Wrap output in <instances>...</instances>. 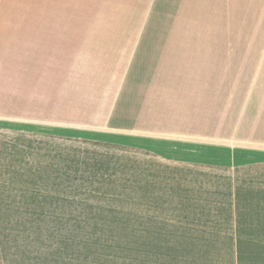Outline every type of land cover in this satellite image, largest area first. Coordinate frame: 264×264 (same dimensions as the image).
<instances>
[{"label":"crops","instance_id":"crops-1","mask_svg":"<svg viewBox=\"0 0 264 264\" xmlns=\"http://www.w3.org/2000/svg\"><path fill=\"white\" fill-rule=\"evenodd\" d=\"M153 10L193 12L191 30L179 15L175 32L44 34L30 7L0 0V131L174 163L264 162V0H154Z\"/></svg>","mask_w":264,"mask_h":264},{"label":"rangeland","instance_id":"rangeland-1","mask_svg":"<svg viewBox=\"0 0 264 264\" xmlns=\"http://www.w3.org/2000/svg\"><path fill=\"white\" fill-rule=\"evenodd\" d=\"M153 1L154 0H7V2H15L22 5L24 8L30 7L31 11L28 12H32L34 15L33 18L46 24L43 28L34 29L36 31L37 29L44 30V34L47 33V31L49 34L53 35L175 32L177 28L173 26L170 27L168 24H177L179 15L183 16L179 19L181 20L179 22L182 23L183 26L178 29L183 33H187L188 29L189 31L191 30V28H187L185 25L184 18H192V15H188L193 12L169 10L154 11ZM26 11L27 10H19L17 13L25 17ZM156 19L162 22L165 27L163 25L162 27L157 26L149 28V21ZM144 23L145 26H143ZM0 132L15 133L23 131L11 129ZM25 133L36 136L32 137L33 139H39L42 138V136H50L40 133ZM9 135L10 136L0 137L7 141L12 134ZM27 138L28 137H24V140ZM44 138L45 137L40 140H45ZM42 146H44V149L37 150V154L32 156L30 160L39 166L45 165L48 160L46 156H42L43 153H45L46 147L41 144L40 147ZM61 146L67 148L66 152L68 154H76L75 158L79 160H82L84 157L91 159L95 157L103 159L113 158L112 163L117 160L121 165L112 166L113 170H116V175H113L107 180V185L104 184V187L99 189L100 191L93 190L90 192L89 200L103 207L101 211L95 209L94 214L103 213L111 215L118 211V213L124 214L132 209L137 212V200H135L137 195L135 194L134 202L133 200L129 201L128 197H130V191L132 189H124L125 193L122 190L124 185L134 181L131 180L132 178L130 177L129 168H133L131 164L134 166H141L142 168H148V170H155L154 166H156V173L157 170L161 173L164 172V170H159L162 165L185 167L184 169L173 171L174 173L172 176L174 179L170 182L178 197L177 198L176 195L173 196V201L176 202V200L180 198L181 195L178 196L177 192L182 194L183 191L179 190L183 187L186 188L187 191H185V194L190 197V200L195 199L198 203H191L190 201L189 205L186 206H179L177 204L168 206L167 204L158 205L155 203L156 205L149 209L150 205L148 204V200L150 199V192L138 202V212L143 218L152 214L159 218L165 216L174 218L186 216L183 214H187L188 217L186 219L188 225L185 226L186 231L192 234V238L187 240L186 243H182L176 239L171 249L168 250L163 248L164 251L168 250L167 254L161 253L160 256H155L156 259L154 264H264V246L261 244H244L241 247V255H243L242 261L239 262V260H237L238 250L234 243L232 244L231 240H225L226 242L217 241L216 243L199 244L193 239V237L196 236H194V234L200 233V231H206L205 236L208 238H212L210 236L211 232H217L221 237L223 233L233 234L235 230L233 222L237 215H239V212L244 214L245 220H253V223L248 226H239L238 229L243 231L244 234L264 233V228L260 227V221L258 222L254 219L258 213L261 214L264 212L262 209L264 206V162L234 167L217 165L205 166L194 163H174L165 161L154 154L134 148L132 150H123L114 146L95 145L81 141H66ZM61 162L62 161L55 160L54 164ZM72 167L77 168L78 166ZM168 174L169 172L167 174L163 173L162 175L166 176ZM115 178L118 180H115ZM114 181L116 182L114 183ZM112 184L119 186L118 195H116V192H112L109 189L110 187H107L108 185L112 186ZM161 185L165 187L166 184L163 182ZM161 185H159L160 188ZM59 187L57 186L50 190L54 194L63 195V189L59 190ZM96 187L97 185L95 183L91 184L92 189ZM104 189L108 191V193L105 192V195L102 194ZM157 192H159L158 195L162 196L160 198L161 201H164L165 197L162 194L165 193H163L161 189L157 190L156 193ZM238 199L245 200L242 202V207L240 209L234 207V203ZM256 203H259V206H257ZM112 209H114V211H112ZM194 218L204 220L206 224L197 225L195 224L197 221H194ZM259 218L261 222L264 221L260 216ZM145 223L146 224L143 226L144 229L149 227L148 223ZM170 229L174 232L178 231V234L180 233L179 231H181L179 227H172ZM47 230L48 227L45 230L46 232L43 228L41 229V234H43V236L39 239H33L35 234L31 232L27 241L22 242L21 245L17 247L11 245L9 239L5 240L4 243L0 242V264H56L54 260L58 258L50 256L49 252L51 251H47V246L49 244L52 245L51 239L46 235L49 234ZM8 232L10 234L15 233V231L10 232V230ZM145 238L146 235L144 233L143 240H145ZM221 239L224 240L223 237ZM41 241H43L46 246L42 247V245L39 246L36 244ZM161 244H164V241L161 242ZM141 251V264H148V246H145L143 243Z\"/></svg>","mask_w":264,"mask_h":264},{"label":"trees","instance_id":"trees-1","mask_svg":"<svg viewBox=\"0 0 264 264\" xmlns=\"http://www.w3.org/2000/svg\"><path fill=\"white\" fill-rule=\"evenodd\" d=\"M9 134L12 135L7 141L0 137L1 243L9 239L11 245L17 247L27 241L31 232L35 234L33 239H39L43 236L41 229L43 228L45 231L48 227L49 234L46 235L54 246L49 244L47 251H51L49 252L50 256L58 258L54 260L56 264H141L140 255L143 243L148 246L147 263L154 264L155 256H160L161 253L167 254L176 239L186 243L192 238V234L186 231L187 214L175 218L170 216L159 218L152 214L143 218L138 212L139 200L146 197L149 192L151 194L148 200L149 209L156 204L186 206L190 201L198 203L195 199L190 200V197L185 194L186 188L183 187L179 190L183 191L182 194L177 192L178 196L181 195L180 198L176 202L173 201V196L176 195L170 182L174 179L173 171L185 167L162 165L159 170H164V174L169 172L168 175L163 176V173L158 170L156 173V166H154L155 170H148V168L131 164L133 168H129L130 177L134 181L124 185L122 190L125 193L126 189H132L130 197H128L129 201L133 200L134 202L135 194L137 195L135 199L137 200V212L132 209L124 214L118 213L119 211L111 215L94 214L95 209L101 211L103 207L89 200L90 192L100 191L99 189L104 187V184L107 185V180L116 175V170H113L112 166L121 165L117 160L112 163L113 158L95 157L91 159L84 157L79 160L75 158L76 154H68L67 148L61 145L66 141H81L95 145L114 146L123 150H132L133 148L51 135L33 139L32 137H36L33 134L0 132V136H10ZM24 137L28 138L24 140ZM43 137L45 140L41 141L40 139ZM41 144L46 146L42 156H46L48 159L43 166L30 161L31 157L37 154V150L44 149V146L40 147ZM55 160L62 162L54 164ZM115 180L118 179L115 178ZM163 182L166 184L165 187L161 185ZM93 183L97 185L94 189L91 188ZM115 185L107 187H110L109 189L118 195L119 186L115 187ZM57 186H60L59 190L63 189V195L51 192L50 189ZM160 189L165 193L162 194L165 197L164 201H161L162 196L158 195L159 192L156 193ZM105 192L108 193L104 189L102 194L105 195ZM243 201L245 200L238 199L235 201L234 207L240 209ZM256 204L259 206V203ZM262 209L264 211V206ZM259 216L264 219V212L258 213L254 218L258 222L260 221V227L264 228V221L261 222ZM194 219L197 221L195 223L197 225L206 224L204 220ZM145 222L149 225V227L145 225L146 229L143 228ZM252 223L253 220H245L244 214L239 212L233 222L234 233H223L224 240L217 232H208L212 237L208 238L205 236L206 231L195 233L194 236H196L193 239L199 244L231 240L238 250L237 260L240 262L243 257L241 247L244 244L257 243L264 246V233L244 234L238 229L239 226H248ZM172 227H179L180 233L171 230ZM9 230L10 232L15 231V233L10 234ZM144 233L145 240H143ZM163 241L164 244H161ZM36 244L42 245V247L46 246L43 241ZM163 248L168 250L164 251Z\"/></svg>","mask_w":264,"mask_h":264}]
</instances>
